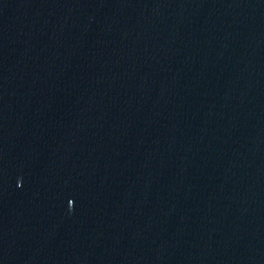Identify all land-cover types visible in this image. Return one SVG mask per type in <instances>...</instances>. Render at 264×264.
I'll use <instances>...</instances> for the list:
<instances>
[{
  "label": "water",
  "instance_id": "obj_1",
  "mask_svg": "<svg viewBox=\"0 0 264 264\" xmlns=\"http://www.w3.org/2000/svg\"><path fill=\"white\" fill-rule=\"evenodd\" d=\"M0 264H264V0H0Z\"/></svg>",
  "mask_w": 264,
  "mask_h": 264
}]
</instances>
